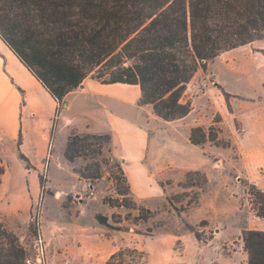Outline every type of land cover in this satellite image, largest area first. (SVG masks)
<instances>
[{
  "label": "rangeland",
  "instance_id": "374dc122",
  "mask_svg": "<svg viewBox=\"0 0 264 264\" xmlns=\"http://www.w3.org/2000/svg\"><path fill=\"white\" fill-rule=\"evenodd\" d=\"M184 99L193 101L192 127L208 131L214 125L219 142L187 147L183 122H176L174 141L156 154V173H147L139 196L119 194L128 189L113 147L72 163L73 171L88 166L99 174L89 180L76 177L64 156L59 164L61 137L52 173L49 156L38 173L11 161V172L1 176L0 219L28 258H35L38 243L42 264H107L114 253L111 264H248L243 232L264 230L247 193L251 184L264 190V39L210 61L188 83ZM183 158L194 167L180 166ZM190 171L201 174L188 177ZM39 174L48 179L44 191H37L32 176L39 180ZM97 214L106 215L110 226ZM2 248L6 258L11 249Z\"/></svg>",
  "mask_w": 264,
  "mask_h": 264
},
{
  "label": "trees",
  "instance_id": "16d2710c",
  "mask_svg": "<svg viewBox=\"0 0 264 264\" xmlns=\"http://www.w3.org/2000/svg\"><path fill=\"white\" fill-rule=\"evenodd\" d=\"M0 37L58 104L92 76L102 83L139 85L140 104L173 121L193 110V101L184 95L200 69L225 51L264 39V0H0ZM223 92L229 100L231 94ZM58 116L57 110L51 138ZM209 139L219 142L214 125L208 131L191 127L192 144L201 146ZM22 142L21 131L19 158L26 169L37 170L21 150ZM105 148L112 152L110 133L72 132L64 156L74 162L103 155ZM118 165L128 189L119 194L132 196L121 161ZM5 171L1 162L0 183ZM74 171L86 180L99 177L88 166ZM194 172L188 177L201 174ZM38 178L44 191L48 179L43 174ZM247 193L255 215L264 219V190L251 184ZM96 219L110 226L106 215ZM243 240L248 264H264V230H244ZM0 246L11 249L6 258L0 254V264H27L25 249L1 219Z\"/></svg>",
  "mask_w": 264,
  "mask_h": 264
},
{
  "label": "crops",
  "instance_id": "0c3cea01",
  "mask_svg": "<svg viewBox=\"0 0 264 264\" xmlns=\"http://www.w3.org/2000/svg\"><path fill=\"white\" fill-rule=\"evenodd\" d=\"M141 95L137 84L102 83L88 76L63 99L69 106L58 116L51 138L58 102L0 37V162L6 166L5 173L11 172V161L23 163L18 150L21 131V150L37 167V170L26 169L23 163L25 173H38L47 156L52 158L49 173L53 172V155L60 137L59 164L63 167L66 160L69 170L74 172L73 162L64 156L69 135L72 132L110 133L114 155L122 163L132 192L139 196L148 185L147 173H156L153 169L156 154L166 152L174 141L175 128H180L176 122L182 121L184 132L190 135L192 124L188 120L194 111L183 118L167 121L155 115L151 105H141ZM158 144H162V148ZM165 163L169 165L170 162ZM179 165L188 169L194 167L186 158ZM74 175L77 177V173ZM32 176L38 191L39 180Z\"/></svg>",
  "mask_w": 264,
  "mask_h": 264
},
{
  "label": "built area",
  "instance_id": "2783aa9c",
  "mask_svg": "<svg viewBox=\"0 0 264 264\" xmlns=\"http://www.w3.org/2000/svg\"><path fill=\"white\" fill-rule=\"evenodd\" d=\"M69 104L67 101L62 100L59 104H58V112H59V116L61 115V113L66 110L68 108ZM35 258H27L26 259V263L27 264H42V256L44 254V250L43 248L36 243L35 245Z\"/></svg>",
  "mask_w": 264,
  "mask_h": 264
}]
</instances>
